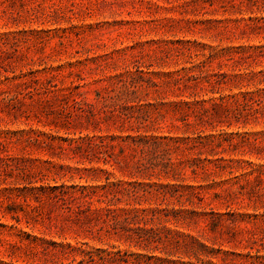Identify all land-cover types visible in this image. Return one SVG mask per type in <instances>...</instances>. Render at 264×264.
Here are the masks:
<instances>
[{"label": "rangeland", "instance_id": "374dc122", "mask_svg": "<svg viewBox=\"0 0 264 264\" xmlns=\"http://www.w3.org/2000/svg\"><path fill=\"white\" fill-rule=\"evenodd\" d=\"M0 264H264V0H0Z\"/></svg>", "mask_w": 264, "mask_h": 264}, {"label": "trees", "instance_id": "16d2710c", "mask_svg": "<svg viewBox=\"0 0 264 264\" xmlns=\"http://www.w3.org/2000/svg\"><path fill=\"white\" fill-rule=\"evenodd\" d=\"M110 205H111V203L109 202V203L107 204V206H110ZM107 209H108V211L111 210L110 208H107Z\"/></svg>", "mask_w": 264, "mask_h": 264}]
</instances>
